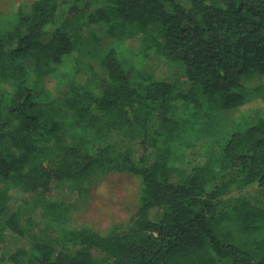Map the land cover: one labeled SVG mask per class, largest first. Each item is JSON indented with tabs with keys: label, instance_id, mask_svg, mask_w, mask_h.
Returning <instances> with one entry per match:
<instances>
[{
	"label": "trees",
	"instance_id": "obj_1",
	"mask_svg": "<svg viewBox=\"0 0 264 264\" xmlns=\"http://www.w3.org/2000/svg\"><path fill=\"white\" fill-rule=\"evenodd\" d=\"M24 7L0 12V264H264V0ZM115 172L132 220L72 224Z\"/></svg>",
	"mask_w": 264,
	"mask_h": 264
},
{
	"label": "rangeland",
	"instance_id": "obj_2",
	"mask_svg": "<svg viewBox=\"0 0 264 264\" xmlns=\"http://www.w3.org/2000/svg\"><path fill=\"white\" fill-rule=\"evenodd\" d=\"M32 2L33 0H0V12L11 13L20 6H25L24 9L29 11ZM102 32L99 35L106 41L109 35L105 30ZM69 70L70 64L66 63L62 71L69 72ZM253 84L254 80L250 78L247 86L251 87ZM254 107L255 103L239 109H230V111L225 112L226 120H229L231 124L240 121L246 115L243 110L245 109L246 112L251 113V109H254ZM140 188L141 180L132 173L115 172L109 174L90 186L86 199L75 203L70 213L71 223L88 224L102 231L107 230L114 224H128L137 210V198ZM3 248L4 244L1 243L0 255Z\"/></svg>",
	"mask_w": 264,
	"mask_h": 264
}]
</instances>
